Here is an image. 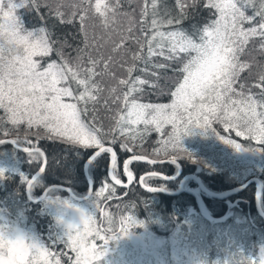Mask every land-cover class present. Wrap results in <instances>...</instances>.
<instances>
[{
    "label": "snow or ice",
    "instance_id": "6c2138e0",
    "mask_svg": "<svg viewBox=\"0 0 264 264\" xmlns=\"http://www.w3.org/2000/svg\"><path fill=\"white\" fill-rule=\"evenodd\" d=\"M27 4L37 10L41 4L61 22L72 23V19L64 21L63 7L73 9L71 17L75 18L79 10L80 31L83 33V47L75 49L76 56L71 60L66 58L60 49H56L61 62L52 61L42 67L37 57H47L54 51L51 33L44 26L28 30L17 10ZM181 10L179 17H173L168 10L161 15L157 0H143L140 10V20L136 21L129 12H120V0H0V130L8 135L11 129L4 128L10 123L13 128L26 124L28 128H43L51 138H62L72 144L84 148L98 149L89 157V162L97 159L102 153L111 154L109 175L115 184H121L116 176L117 154L112 147L105 146V139L112 136L111 143H116L115 132L135 141L141 135L136 126L143 124L145 130L154 125L156 131H161L165 124L172 127V133L163 141V151L171 147L173 152H184L190 157L182 143L183 136L193 128L208 130L210 120L217 119L231 127H239L238 136L250 137L264 144V70L259 73L255 87L261 89L259 99L251 92H237L233 85L240 74L251 67L248 62H242L240 56L253 37L261 39L260 51L264 52V0H207L206 6L215 9L217 18L199 31L198 38L189 35L185 30L176 28L170 31L161 29L166 26L179 25L185 17L184 0H177ZM256 9L255 16L260 17L257 26L244 28V22H251L254 16H247V7ZM151 14L148 24L147 17ZM90 18L99 19V27L103 35H93L89 40L88 25ZM139 23L140 36L135 34ZM93 28L97 25H92ZM149 33H151L149 35ZM143 37V39H141ZM103 40V44L98 41ZM132 42L138 50L131 51L126 45ZM111 45L108 54L101 51L106 45ZM146 48V53L144 52ZM95 49L96 55L92 54ZM167 53V55H166ZM187 54L188 59L183 64L182 81L171 93V104H145L132 98L139 87L148 83L140 77H133L134 71L147 72V66L156 56L174 60L180 54ZM119 56V59H117ZM128 56L132 63H129ZM142 62L145 67L137 69L135 62ZM119 65L127 73V77H119L113 71V66ZM126 66V67H125ZM164 68V64L152 65ZM264 69V65H261ZM156 75V73H152ZM99 78V79H98ZM105 78L114 83L107 89L103 86ZM75 85V89L72 85ZM241 89L245 86L240 85ZM126 89V90H124ZM107 91V96L103 94ZM237 98H233V96ZM103 99V107L114 115L108 117L114 126L107 132L103 124H98L95 105ZM92 108V121L83 117ZM113 105L120 107L113 108ZM224 143L232 145L236 150L241 145L232 139L220 136ZM12 143L19 145L20 139H0V144ZM30 143V142H29ZM126 151H131L127 143L121 144ZM33 158L42 156L38 148H23ZM160 151V150H157ZM143 156H133L132 160H142ZM124 170L128 180L133 174ZM31 162V161H30ZM174 155L170 163H176ZM149 163H157L155 159ZM45 172V167L39 168V173ZM0 170V175H2ZM153 176L156 173H152ZM141 177V183H144ZM33 178L28 180L31 188ZM109 185L105 184L95 192V212L93 214L80 211L78 223H69L67 231L60 237L51 239L53 244L63 242L72 252L75 259L69 257L70 264H99L104 257L110 237L102 235L95 225L96 211L99 205L96 198L101 197ZM156 188H148L155 191ZM115 189L111 188L106 199H111ZM109 225L112 217L105 213ZM125 222L137 224L132 217L121 218V231L128 233ZM111 231V228L108 229ZM103 241V247L98 249L95 240ZM0 264H61L59 254L50 251L49 246L39 237L31 235L12 226L5 228L0 225ZM247 264H264V249H261L259 260L250 259Z\"/></svg>",
    "mask_w": 264,
    "mask_h": 264
},
{
    "label": "trees",
    "instance_id": "16d2710c",
    "mask_svg": "<svg viewBox=\"0 0 264 264\" xmlns=\"http://www.w3.org/2000/svg\"><path fill=\"white\" fill-rule=\"evenodd\" d=\"M17 1L15 0V2ZM65 2L71 3L72 0H65ZM76 2H79V0H76ZM157 3L161 15H163L165 10H168L173 17L181 15V10L177 6V0H157ZM206 4L207 0H196L195 5H185V17L181 23L179 25L166 26L161 30L170 31L181 28L194 38H198L199 31L203 26L215 20L218 15L215 9L208 8ZM142 6L143 0H141L139 9H137L139 12L137 22L140 20ZM130 7L131 3L129 0H120V12L133 13L136 7L128 11ZM61 11L64 12V21L71 18L72 23L61 22L43 4H41L38 10L33 5L27 4L25 7L17 10V15L22 18L23 24L28 30L41 26L46 27L51 33V39L56 42L54 46L62 50L66 58L72 59L76 56L75 49L83 47V33L80 31L79 10H77L75 18L71 17L73 9L70 7H63ZM255 11L256 9L251 6L245 9L247 16H254L255 18L251 22H244V28L259 24L260 17L255 16ZM146 19L148 24H150L152 19L151 14ZM91 23L90 19L85 21L88 28ZM99 23L98 20L95 23L97 27L90 29L93 32H89L88 30L90 41L93 35H103V29L98 26ZM136 33L140 34L139 23L135 30ZM98 42L103 44V40H99ZM260 43L261 39L259 36L253 37L246 46L245 52L240 56L241 61L245 62L242 59H264V52L260 51ZM110 46V44L106 45L101 51L105 52L104 49ZM126 47L133 52L138 50L137 46L132 42H129ZM144 52L146 53V48ZM54 54L55 52L53 51L51 55ZM92 54L96 55L95 49H92ZM159 57L152 58L151 63L147 66V72L139 70L133 72V77H140L148 81V83L138 86L140 90L132 94V98L136 99L139 103H171L173 99L171 93L183 79L181 68L188 59L187 54L182 53L174 60H168L164 57L158 59ZM117 59H119V56H117ZM125 59H129V57L126 56ZM55 60L61 62V59ZM135 63L137 69L145 67L140 61ZM155 64H164L166 67H153L152 65ZM261 65H264V62L260 60L258 63V74L247 73L244 70L245 72L243 71L240 74L239 80L236 81L233 88L237 92H251V94L259 99L261 89L255 87V85L259 80V73L264 70L260 67ZM152 73H156V75H152ZM113 83L108 82L107 78H105L103 86L107 89ZM241 84L245 86L243 89L240 87ZM72 87L75 89L74 84ZM103 95L107 96V94ZM233 98L237 97L234 95ZM98 106H103V99L100 100L99 104L95 105V108ZM88 107L89 112L85 116L90 120V117L93 115V105L90 103ZM113 108H116V105H113ZM111 113L114 115V112H109L103 117H98V119H109L108 117H110ZM4 115L3 110H0V117H4ZM25 126L26 124H21L18 128H13L10 123L3 125L4 128L11 129L9 134L16 133L19 129H24ZM136 128L141 135H138L135 141L121 136L119 132L114 133L116 143H112V145L114 151L117 152L116 176H119L118 178L123 180H125V173L122 172L121 162L130 153L141 152L139 149L144 148L148 152L157 155L156 157L151 156L152 158H159L158 156L173 152L171 147L168 148L167 152H164L162 144L172 133L171 125L165 124L161 131H156L154 125H149L147 130H145L143 124L136 126ZM240 130L239 127H231L220 120L211 119L208 130L200 128H193L191 130L189 135L197 138V140L184 142L182 138V143L186 150H190L195 154H197V151H200L201 156L207 153L208 158L211 160H217L218 157H221L222 166L236 163L234 152L237 150L227 149L226 143L216 145L215 138L224 134L227 139H237L240 142L243 140L245 144L248 143L252 156L248 162L244 158H241V174L237 179L243 182L251 175L259 177V201L264 212V144L244 135L238 136L236 133ZM201 134H203V138L199 137ZM3 136L5 134L0 130V137ZM26 137L24 140L26 139L27 141H21L19 144L37 147L40 152L44 155L46 154L45 172L39 173L38 177L36 176L33 179V181L36 180L32 183L31 188H29L31 196L39 195L44 187L50 183L67 185L78 195L86 193L88 181L83 172V162L90 155L89 153L92 148H84L78 144L62 142L56 138L44 135ZM120 141H125L128 147L131 148V151L124 150L121 147L123 143ZM209 145L213 148L212 150L207 149ZM5 146L13 149L16 152V156L13 158L12 163L1 156L2 161L6 163V167L2 168L0 163V170L3 173L0 175V206L4 208L8 217L12 215L17 216L16 221L24 232L39 237L49 246L50 251L59 254L61 264H70L68 258L74 257L75 253L63 242L53 244V240H51L52 238L59 237L51 233L56 229L58 232L65 233L62 230L67 227L61 225L56 218L62 208L60 204L68 201L80 204L87 203L89 214H93L95 212L93 196L105 184L109 185V188H106L101 197L96 198L99 209L96 211L94 225L100 230L102 235L110 237V242L106 246L101 264H113L112 257L117 245L114 243V238H117V241H121L123 247L132 249L126 250L123 248V252L131 251L133 255H136L133 260L125 263L120 258L123 255H118L117 257L123 262L122 264H247L250 259L258 261L261 249H264V217L258 213L255 207L256 186L254 181L248 182L243 188L235 192H229L223 197L201 195V203L209 213L205 217L196 207L193 194L187 191L185 187L176 193L159 190L152 192L145 189L138 182V176L144 171L156 170L167 174L174 172L177 167L175 163L157 161V163L153 164L147 161L130 159L132 162L128 165V169H130V172H133L134 178L129 184L124 186L121 184L117 185L110 179L107 173L109 153H102L100 157L88 163V173L93 180V185L87 198L76 200L65 189L52 186L46 190L39 200L32 202L26 196L24 185L31 173L41 164L42 156L33 158L29 153L16 148L10 143L0 144V147ZM177 161L181 165V172L192 171L195 168V160L182 161V159L177 158ZM199 174L200 178H203L205 184L210 188L222 190L230 187L225 178L215 176L214 171L209 177L205 176V178L204 175L202 176V171H199ZM143 177L145 178L144 183L147 185L156 187H163L165 185L168 188H163L169 190L171 187L170 190H175L177 187H174V184L179 176L167 179L157 174L155 176L148 174V177H145V175ZM187 179L189 180V178H185L184 181ZM111 188H114L115 192L111 199H106L110 194ZM105 213L112 217L113 223L111 225H109L108 220L105 218ZM222 215H224L222 219H216ZM129 216L132 217V220L138 221V223L125 222V226L128 228V233L125 234L121 231V218ZM109 228H111V231H108ZM132 232L142 234L148 242L149 249H144V251L149 258L144 257L140 253L142 248H140L139 243L127 237ZM95 243L98 249L103 247V241L96 239ZM108 246L111 247V250L107 249ZM111 259L112 263H110Z\"/></svg>",
    "mask_w": 264,
    "mask_h": 264
},
{
    "label": "rangeland",
    "instance_id": "374dc122",
    "mask_svg": "<svg viewBox=\"0 0 264 264\" xmlns=\"http://www.w3.org/2000/svg\"><path fill=\"white\" fill-rule=\"evenodd\" d=\"M129 1L131 3V7H130V9L128 11H131L134 7H136V10L132 14L134 15V18L136 19V21H138L139 12L137 11V9H139V7H140L141 0H129ZM18 2H19V0L17 1V3ZM184 3H185L186 6L195 5L196 0H187V1H184ZM90 20L92 21V23H91V25L88 28L89 32L91 31L90 29L92 28V25L97 23L99 19L98 18H90ZM91 32H93V31H91ZM136 35H140V34L136 33ZM110 47L104 49L105 53H109ZM56 49H58V48H56L54 46V52H55L54 55L50 54L47 57H37L36 58V59L40 60L42 67L46 66L48 63H50L52 61H56L57 63H60L59 60H55V59H61V57L59 55H57ZM158 59H161V58L159 57ZM69 60H71V59H69ZM128 60H129V63H132V61L130 59H128ZM242 60H244L245 62H248V63L251 64V67L249 69H245L247 73L250 72L251 74L258 73L257 72L258 63H259L260 60H261V62H264V59H242ZM112 70L115 71L117 76H119V77H124L125 78L127 76L126 71L124 69H122L118 65L113 66ZM107 81L108 82H113V81L109 80L108 78H107ZM104 94H107V91H105ZM171 103H172V101H171ZM171 103H168V104H171ZM161 104H164V103H161ZM117 107H120V105H116V108ZM96 110H97L98 117H103L105 114L109 113L108 111L105 110V108L103 106H98L96 108ZM109 116L110 117L113 116V113H111ZM83 118L86 121H88V122L92 121V117H90V120L86 116H84ZM99 123L103 124V129H104L105 132H107L110 127H113L114 121L111 120V119H107V118L104 119V120L98 119V124ZM43 135L44 136H48L45 133L43 128H37L35 126L32 127V128H28L27 125H26L24 127V129H22V130L19 129L16 133L8 134V135H5V136L12 137L13 139L19 137L20 142H21V141H27L26 139L24 140V138H27L26 136H31V137L37 136L38 137V136H43ZM199 137L203 138V134H201ZM219 137L215 138L216 145L224 143L223 140H221ZM222 137H226V136L223 134ZM52 138H56V137H52ZM56 139H58V140H60L62 142H67L65 139H62V138H56ZM228 139H230V138H228ZM111 140H112V136L106 137L105 145H111L113 147V145L111 143ZM192 140H197V138H195V137H193V136H191L189 134L183 136V141L184 142H189V141H192ZM232 140L235 141L236 143H239L241 145V149L239 151L237 150V151L234 152V158L236 160V163H232V164H229L227 166H222V158L221 157H218L217 160L216 159L211 160L210 158H208V154L207 153H205L204 155L201 156L200 155L201 154L200 151H197V154H195L192 151L187 150V152L191 154V157L187 153H184V152H171V153L164 154V155H161V156H158V157L159 158H162V157L172 158L175 155L176 158H180V159H182V161L195 160L194 161L196 163L195 166H194L195 168L191 172L194 171L197 174V176H198V175H200L199 171H202V176L204 175V178H205V176L209 177L211 175V173H213V171H214L215 176H221V177L225 178L226 182H228L230 187H227L225 189H228V188H231V187L233 188L236 185H238L239 182H241L240 179H237V177L241 174L240 173L241 172V167H240L241 158H244V160L248 162L250 160L252 154L249 151L250 150L249 149L250 145L248 143L245 144L243 140H241V142L238 141L237 139H232ZM120 142L121 143H125V141H120ZM67 143H69V142H67ZM186 148H188V147H186ZM226 148L235 150V148L232 145H230V144H227ZM207 149L208 150H212L213 148L209 145L207 147ZM92 150L94 151V148H92ZM92 150H91V152L89 154H91L93 152ZM113 150H114V147H113ZM194 150H196V149H194ZM139 151H141V152H132V153H130V155H132L134 153V154H143V155L148 156V157H151V156L152 157H154V156L156 157L157 156V155L153 154L152 152H148L144 148L139 149ZM1 156L5 160H7V161L12 163L13 160H14L13 158H15V156H16V152L13 149H10L9 147H6V146L5 147H0V163H1L2 168H5L6 167L5 166L6 163H4L2 161ZM45 163H46V157H45V161H44L43 156H42L41 164L43 166H45ZM88 163H89V161L86 162V171H87V173H88ZM83 164H84V162H83ZM40 165L38 166V168L40 167ZM196 171H198V172H196ZM174 172H172V173H174ZM117 178H118V176H117ZM190 178H189L188 182L183 180L184 182H182L181 187H185L186 188V185H187V187H194V189L197 190L198 196L200 198L201 196H200L199 193H201V192H199V191H201V188L198 187V185H196L195 178H193V177H190ZM118 179L121 180V181L123 180L121 178H118ZM199 179H200V177H199ZM89 180L91 182V185H93L92 179H91L90 176H89ZM178 181H179V177L176 179V183L174 184L175 185L174 187L178 186L177 185ZM200 181H201V179H200ZM194 183H195V186H193ZM201 183L203 185L205 184L204 181H201ZM61 185H63V184H61ZM56 187L64 189L61 186H56ZM210 189L217 190V189H213V188H210ZM204 192L205 191H203V194L207 195V193L206 192L204 193ZM60 205H62V208L60 210V213L56 216V218H57V220H59V223H61V225L67 226L69 223H78L79 220H80V211H78V209L89 214L88 204L87 203L80 204V203H76L74 201H68V202H64V203H62ZM16 220H17V216L16 215H12V216L8 217V215L6 214L4 208L0 206V225H3L5 228L15 226V227H18L20 230L24 231L19 226V224L17 223ZM57 225H58V223H57ZM66 231H67V227L62 230V232H66ZM54 232L51 233L54 236H59L60 237V236H62L64 234V233L58 232L57 229ZM127 237L129 239L135 240L137 243H139L140 244V248H142L140 250V253L144 257H148V255L145 253L144 249H149V244L146 241V239L142 236V234H140L138 232H132V233H129L127 235ZM114 243H116L117 245H116V248L114 250V256L112 257V259L114 261L113 264H122L123 262L124 263L125 262H130L131 260L134 259V257L136 255H133L131 251H125V252L122 251L123 248H125L126 250H132V249L127 248V247H123L121 241H117V238H114ZM107 249L111 250V247L108 246ZM118 255H123L122 257H120L123 262H121L120 258L117 257ZM72 259L73 260L75 259V254H74V257H72ZM112 259L110 260V263H112L111 262ZM101 260L99 261V264H101Z\"/></svg>",
    "mask_w": 264,
    "mask_h": 264
},
{
    "label": "water",
    "instance_id": "95a60500",
    "mask_svg": "<svg viewBox=\"0 0 264 264\" xmlns=\"http://www.w3.org/2000/svg\"><path fill=\"white\" fill-rule=\"evenodd\" d=\"M0 139H4V140H13L12 137H9V136H3V137H0ZM12 144V143H10ZM13 146H15L16 148H19V149H23L25 147L27 148H30V149H34V148H37V147H33V146H27V145H22V144H12ZM106 147H112L111 145H105ZM113 148V147H112ZM96 151H98V149H94V151L87 156L86 160L84 161V164H83V172H84V175L86 176L87 180H88V189L86 191L85 194H82V195H78V194H75L73 191H71L67 186H64V185H61V184H58V183H50L48 185H46L43 189V191L37 195V196H34V197H31L29 195V187H28V180H31L32 178L34 179L35 176H37V174L39 173V168L41 166H43L42 164L40 165V167L36 168L32 173L31 175L27 178L26 180V183H25V192H26V196L27 198L32 201V202H35L37 200H39L45 193V191L51 187V186H61L63 187L67 193L74 199H77V200H82V199H85L90 191H91V188H92V185H91V182L89 180V176H88V173L86 171V162L89 161V157L91 155H93ZM43 159L45 161V155L43 154ZM133 156H143L144 159H142L141 161H147L149 162L150 160H153L155 159L156 161H170L172 158H167V157H162V158H151V157H148V156H145L143 154H132V155H127L124 160L122 161V168H123V171L125 172L124 170V163L129 160V159H132ZM177 165V170L173 173V174H165V173H162V172H159V171H147V172H143L141 173L139 176H138V182L145 188V189H148V188H156V190H159V191H163V192H169L171 191V193H176V192H179L182 187V182L183 180L186 178V177H193L195 178L196 180V183L197 185L203 190L205 191L207 194L209 195H212V196H216V197H223L225 196L227 193L229 192H234V191H237L241 188H243L248 182L250 181H254L255 182V207H256V210L258 211V213L264 217V212L262 211V208L260 206V203H259V190H260V180L257 176H254V175H251V176H248L243 182H241L240 184L236 185L235 187H231V188H228V189H224V190H212L206 186H204L199 177L197 176V174H195L194 172H188V173H184L183 175L180 176V179L178 181V186L175 190H168L167 188H163V187H156V186H150V185H145L143 183H141V177H143V175L147 174V173H156L157 175L159 176H162L164 178H167V179H172V178H175L176 176H178L180 174V164L179 162L177 161L175 163ZM110 166H111V154L109 155V162H108V165H107V173H108V176L110 177L111 179V176L109 175V170H110ZM126 174V173H125ZM126 178L127 180L125 182L121 181V185H124L126 186L127 184L130 183V181L128 180V177H127V174H126ZM112 180V179H111ZM113 181V180H112ZM114 182V181H113ZM187 191H191L195 194V203H196V206L197 208L199 209L200 213L204 216H208V212H206V210L203 208V206L201 205L200 203V199L197 197L196 193L194 192L193 189H188L186 188ZM223 218V217H222ZM219 219V218H218Z\"/></svg>",
    "mask_w": 264,
    "mask_h": 264
},
{
    "label": "bare ground",
    "instance_id": "6f19581e",
    "mask_svg": "<svg viewBox=\"0 0 264 264\" xmlns=\"http://www.w3.org/2000/svg\"><path fill=\"white\" fill-rule=\"evenodd\" d=\"M257 74H258V73H257ZM148 104H149V103H148ZM150 104H151V103H150ZM116 154H117V152H116ZM45 155H46V154H45ZM90 164H91V163H90ZM46 165H47V164H46ZM128 168H129V166H128ZM176 168H177V167H176ZM88 169H89V168H88ZM128 170H130V169H128ZM131 171H132V170H131ZM198 171H199V170H198ZM198 171H196V172H198ZM122 172H123V171H122ZM193 172H194V171H193ZM132 173H133V172H132ZM88 174H89V173H88ZM179 175H180V174H179ZM88 176H89V175H88ZM146 176L148 177V174H146L145 177H146ZM198 176H199V175H198ZM22 177H23V176H22ZM37 177H38V176H37ZM118 177H119V176H118ZM151 177H152V176H151ZM199 177H200V176H199ZM133 178H134V175H133ZM143 178H144V177H143ZM175 178H176V177H175ZM188 178H190V177H188ZM144 179H145V178H144ZM190 179H191V178H190ZM35 180H36V179H35ZM35 180H34V181H35ZM201 180H202V179H201ZM34 181H33V182H34ZM92 181H93V180H92ZM173 181H174V180H173ZM185 181L188 182V179L185 180ZM16 182H17V181H16ZM130 182H131V181H130ZM77 183H78V182H77ZM185 183H186V182H185ZM202 183H203V182H202ZM254 183H255V182H254ZM162 184H163V183H162ZM239 184H240V183H239ZM250 184H251V183H250ZM83 185H84V184H83ZM177 185H178V182H177ZM194 185H195V184H194ZM204 185H205V184H204ZM24 186H25V185H24ZM24 186H23V187H24ZM64 186H65V185H64ZM66 186H67V185H66ZM120 186H121V185H120ZM157 186H159V185H157ZM234 186H235V185H234ZM163 187H167V188H168V186H165V185H164ZM176 187H177V186H176ZM186 187H187V185H186ZM69 188H70V187H69ZM170 188H171V187H170ZM170 188H169V190H170ZM192 188H194V187H192ZM52 189H53V188H52ZM70 189H71V188H70ZM172 189H173V188H172ZM174 189H175V188H174ZM30 192H31V191H30ZM152 192H153V191H152ZM155 192H156V191H155ZM170 192H171V191H170ZM182 192H183V191H182ZM126 193H127V192H126ZM204 193H205V192H204ZM47 195H48V194H47ZM207 195H209V194H207ZM32 196H33V195H32ZM200 198H201V197H200ZM237 198H238V197H237ZM43 199H44V198H43ZM201 200H202V199H201ZM203 206H204V205H203ZM223 220H224V219H223Z\"/></svg>",
    "mask_w": 264,
    "mask_h": 264
},
{
    "label": "flooded vegetation",
    "instance_id": "af4514ba",
    "mask_svg": "<svg viewBox=\"0 0 264 264\" xmlns=\"http://www.w3.org/2000/svg\"><path fill=\"white\" fill-rule=\"evenodd\" d=\"M125 157H126V156H125ZM125 157H124V158H125ZM124 158H123V159H124ZM175 171H176V170H175ZM180 171H181V169H180ZM188 172H191V171H188ZM188 172H180V175H178V176H179V179H180V176H181L182 174H184V173H188ZM176 177H177V176H176ZM200 179H202L201 181H204L203 178H200ZM194 184H195V183H194ZM193 186H195V185H193ZM189 188L194 189V188H192V187H189ZM196 189H197V188H196ZM194 191H195V193L198 195L197 190L194 189ZM199 192H201V193H199L200 196L203 195V191H202V190L199 191ZM190 193H192V192H190ZM192 194H193V193H192ZM193 196L195 197L194 194H193ZM201 197H202V196H201ZM199 199H200V201H201V198H199Z\"/></svg>",
    "mask_w": 264,
    "mask_h": 264
}]
</instances>
